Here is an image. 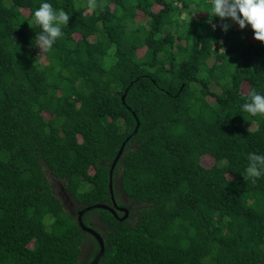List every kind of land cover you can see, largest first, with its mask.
I'll use <instances>...</instances> for the list:
<instances>
[{
    "label": "trees",
    "instance_id": "16d2710c",
    "mask_svg": "<svg viewBox=\"0 0 264 264\" xmlns=\"http://www.w3.org/2000/svg\"><path fill=\"white\" fill-rule=\"evenodd\" d=\"M42 3L70 15L46 53ZM211 10L0 0V264H89L76 216L99 203L116 216L81 215L96 264H264V176L243 178L264 155V117L243 111L264 43Z\"/></svg>",
    "mask_w": 264,
    "mask_h": 264
},
{
    "label": "clouds",
    "instance_id": "9594fccd",
    "mask_svg": "<svg viewBox=\"0 0 264 264\" xmlns=\"http://www.w3.org/2000/svg\"><path fill=\"white\" fill-rule=\"evenodd\" d=\"M88 7L95 9L97 0H88ZM211 17H219L221 21L231 20L240 29L249 26L253 30L254 38L264 43V0H212ZM35 24L42 31L37 34L35 41L42 53L49 52L57 40L64 35L62 26H67L70 15L61 9L57 12L49 3H42L34 12ZM215 27V25L213 26ZM220 27L227 32L230 25L221 23ZM243 111L251 116L264 117V95L254 89L249 93V102L243 105ZM250 163L246 168L244 179H257L264 176V155L249 154Z\"/></svg>",
    "mask_w": 264,
    "mask_h": 264
},
{
    "label": "water",
    "instance_id": "95a60500",
    "mask_svg": "<svg viewBox=\"0 0 264 264\" xmlns=\"http://www.w3.org/2000/svg\"><path fill=\"white\" fill-rule=\"evenodd\" d=\"M121 153V149L119 150V152L117 153L116 157H115V160L114 162L112 163L111 165V168L113 167V165L115 164V161L116 159L119 157ZM110 174H111V171H110ZM109 187L111 188V182L109 184ZM111 194H112V191H110ZM112 200H113V197H111ZM113 206L115 208H117L118 210H122L124 211L126 214H127V210L125 208H119L116 203L113 201ZM93 207H99V208H104V209H107L109 211H111L114 215L116 214L115 213V210L109 206V205H106V204H95L93 206H86V207H83L82 209H80L78 211V215H77V220H78V223L80 225V227L85 230L86 232L90 233L98 242H99V245H100V248H99V252L95 255V257L91 260V262L89 264H96L97 261L99 260L100 256L102 255L103 253V240H102V237L100 236V234L98 232H96L95 230H93L91 227H88L86 226L85 224H83V222L81 221V215L86 212L87 210L93 208ZM116 216V215H115Z\"/></svg>",
    "mask_w": 264,
    "mask_h": 264
},
{
    "label": "flooded vegetation",
    "instance_id": "af4514ba",
    "mask_svg": "<svg viewBox=\"0 0 264 264\" xmlns=\"http://www.w3.org/2000/svg\"><path fill=\"white\" fill-rule=\"evenodd\" d=\"M61 190H62V196L66 199V201H68V202H70V205L68 206V207H70L69 208V210L71 209V208H73V209H75V205L70 201V197H69V195L63 190V188H61ZM119 208H121V207H119ZM118 210V209H117ZM118 211H122V210H118ZM77 215H78V212H77ZM76 218H77V216H76ZM95 218V217H94ZM94 230V229H93ZM96 231V230H95ZM101 231V230H100ZM97 232V231H96ZM85 251H87V253H89L90 252V250H89V247H88V245L86 246V248H85Z\"/></svg>",
    "mask_w": 264,
    "mask_h": 264
},
{
    "label": "rangeland",
    "instance_id": "374dc122",
    "mask_svg": "<svg viewBox=\"0 0 264 264\" xmlns=\"http://www.w3.org/2000/svg\"><path fill=\"white\" fill-rule=\"evenodd\" d=\"M206 164V163H205Z\"/></svg>",
    "mask_w": 264,
    "mask_h": 264
}]
</instances>
